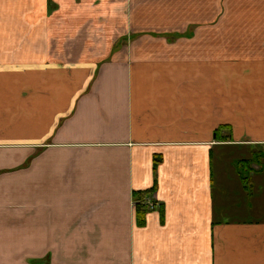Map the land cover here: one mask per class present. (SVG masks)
Here are the masks:
<instances>
[{"label":"crops","instance_id":"crops-1","mask_svg":"<svg viewBox=\"0 0 264 264\" xmlns=\"http://www.w3.org/2000/svg\"><path fill=\"white\" fill-rule=\"evenodd\" d=\"M252 153L264 0H0V264H264Z\"/></svg>","mask_w":264,"mask_h":264},{"label":"rangeland","instance_id":"rangeland-1","mask_svg":"<svg viewBox=\"0 0 264 264\" xmlns=\"http://www.w3.org/2000/svg\"><path fill=\"white\" fill-rule=\"evenodd\" d=\"M250 157V162L256 164L255 168L262 164L264 166L263 156L255 155ZM253 157V158H252ZM250 169L248 166H246ZM261 172V171H260ZM255 187H248L242 192H229L225 198H218V211L221 220L234 217L255 218L256 214L264 215V167L263 172L255 178ZM246 188V187H244ZM222 205V207H221ZM236 211V212H234ZM233 213H236L233 215Z\"/></svg>","mask_w":264,"mask_h":264},{"label":"trees","instance_id":"trees-1","mask_svg":"<svg viewBox=\"0 0 264 264\" xmlns=\"http://www.w3.org/2000/svg\"><path fill=\"white\" fill-rule=\"evenodd\" d=\"M220 131L217 130L214 132L215 134V138L218 140V141H226L224 137H221L219 135ZM247 162V161H246ZM156 163H157V160H155V163L153 164V169H155L156 167ZM248 163V162H247ZM246 164V166H248ZM154 187L150 188L149 190L145 191V192H142L141 195H138L136 198V203H135V219H136V223L137 225H142L144 223V217H145V214L146 212L149 210V211H153L152 209H150V206H149V202L151 201V203H154V200L152 199V194L154 193ZM134 195V194H133ZM143 195V198H141V196ZM139 199H142V200H139ZM160 204L158 205V208H160ZM147 207V208H146Z\"/></svg>","mask_w":264,"mask_h":264},{"label":"built area","instance_id":"built-area-1","mask_svg":"<svg viewBox=\"0 0 264 264\" xmlns=\"http://www.w3.org/2000/svg\"><path fill=\"white\" fill-rule=\"evenodd\" d=\"M152 199L154 200V203H151V201L148 203L150 206V209H152L153 211H156L158 208V201L152 196Z\"/></svg>","mask_w":264,"mask_h":264}]
</instances>
